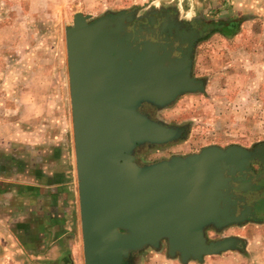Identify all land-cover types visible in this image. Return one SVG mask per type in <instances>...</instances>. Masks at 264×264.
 <instances>
[{
  "label": "water",
  "instance_id": "1",
  "mask_svg": "<svg viewBox=\"0 0 264 264\" xmlns=\"http://www.w3.org/2000/svg\"><path fill=\"white\" fill-rule=\"evenodd\" d=\"M89 18L78 13L66 29L85 264H134L135 254L165 246L182 264L244 252L245 239L208 232L264 222V143L149 164L136 158L139 148L187 134L144 108L205 92L193 76L200 23L172 8Z\"/></svg>",
  "mask_w": 264,
  "mask_h": 264
},
{
  "label": "rangeland",
  "instance_id": "2",
  "mask_svg": "<svg viewBox=\"0 0 264 264\" xmlns=\"http://www.w3.org/2000/svg\"><path fill=\"white\" fill-rule=\"evenodd\" d=\"M161 6L175 8L187 19L199 16L212 22L210 31L220 28L215 23L220 18L224 29L225 19L231 16L235 20H243L239 19L242 14L256 18L244 20L242 36L234 44L212 37L213 33L205 41L206 47L194 66L197 75L206 81L204 93L184 95L164 110L145 109L155 119L187 126V134L181 141L140 148L139 163L187 156L214 145L252 148L264 143V37L260 36L264 35V0H0V88L17 91L16 96L27 95L25 102L20 101L22 110L25 107L23 115L12 107L10 122H26L28 130L37 133L42 129L49 138L57 134L67 140L75 156L67 27L73 26L78 13L94 20L106 13ZM11 102L19 104L14 97ZM77 183L76 169V221L81 241L76 252L71 250L70 263L57 259L55 248L53 254L39 258L15 251L0 264H85ZM231 236L248 242L247 252H240V259H227L230 255L224 253L208 256L201 263H189L264 264V222L232 226L220 233L208 232L211 240ZM16 249L11 245L10 250ZM135 257L134 264H182L179 259L169 258L166 247L159 251L147 248Z\"/></svg>",
  "mask_w": 264,
  "mask_h": 264
},
{
  "label": "crops",
  "instance_id": "3",
  "mask_svg": "<svg viewBox=\"0 0 264 264\" xmlns=\"http://www.w3.org/2000/svg\"><path fill=\"white\" fill-rule=\"evenodd\" d=\"M253 18L256 17L252 14H242L239 19L243 20H235L234 16L226 18V29L220 25H224L221 18L215 22L220 28L198 43L194 66L212 33V37L234 44L242 36L244 20ZM195 68V77L203 79ZM0 78L1 83L3 77ZM3 88H0V262L15 251L39 258L56 248L57 259L70 263L71 250L76 252L81 241L76 221L78 196L73 148L57 134L49 138L42 129L37 133L28 130L26 122L12 124L11 108L22 116L25 107L22 110L20 101L25 102L27 95L16 96L17 91L5 92ZM13 97L19 100L18 105L11 102ZM11 245L17 249L10 250ZM226 253L230 255L227 259H240V252Z\"/></svg>",
  "mask_w": 264,
  "mask_h": 264
},
{
  "label": "flooded vegetation",
  "instance_id": "4",
  "mask_svg": "<svg viewBox=\"0 0 264 264\" xmlns=\"http://www.w3.org/2000/svg\"><path fill=\"white\" fill-rule=\"evenodd\" d=\"M159 8H161L162 10H168V9H170V8H172V7H165V6H161V7H158L157 9H152V8H149V9H147V10H149L150 12H155V11H158V9ZM172 9H175V8H172ZM186 17V16H185ZM191 20H194V21H196V22H198V23H200V26H201V30H202V33H204L205 34V37L204 38H206L214 29H211V31L210 30H208V28H211L212 27V22H209V21H205L202 17H197V16H194L193 18H191ZM203 38V39H204ZM203 39H201L199 42H201ZM198 42V43H199ZM198 45V44H197ZM194 55H195V53H194ZM193 76L195 77V75H194V73H193ZM147 108H150V107H145L144 108V110L145 109H147ZM150 114V113H149ZM151 115V114H150ZM182 140V139H181ZM180 140V141H181ZM258 145V144H257ZM148 146V145H147ZM149 147H154V146H149ZM156 147V146H155ZM255 147V146H254ZM254 147H252V148H254ZM140 149V148H139ZM138 149V150H139ZM138 150H137V153H136V158H137V160H138V162H139V159H138V157H137V155H138ZM256 168V172L258 173L259 172V168L258 167H255ZM261 202H262V212L264 213V199H262L261 200ZM249 223V222H248ZM252 223H254V222H252ZM214 233H216V232H214ZM166 247V246H165ZM136 256V254L134 255V257H133V261L135 260V257Z\"/></svg>",
  "mask_w": 264,
  "mask_h": 264
}]
</instances>
